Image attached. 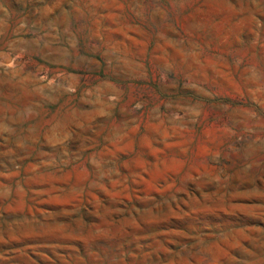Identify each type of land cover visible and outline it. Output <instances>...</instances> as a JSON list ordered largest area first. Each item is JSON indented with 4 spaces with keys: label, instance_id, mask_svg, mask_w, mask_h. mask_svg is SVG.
I'll return each instance as SVG.
<instances>
[{
    "label": "rangeland",
    "instance_id": "rangeland-1",
    "mask_svg": "<svg viewBox=\"0 0 264 264\" xmlns=\"http://www.w3.org/2000/svg\"><path fill=\"white\" fill-rule=\"evenodd\" d=\"M0 264H264V0H0Z\"/></svg>",
    "mask_w": 264,
    "mask_h": 264
}]
</instances>
